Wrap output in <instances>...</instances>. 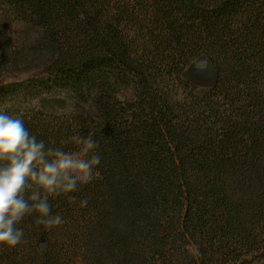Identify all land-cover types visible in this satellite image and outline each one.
<instances>
[{
    "label": "trees",
    "instance_id": "obj_1",
    "mask_svg": "<svg viewBox=\"0 0 264 264\" xmlns=\"http://www.w3.org/2000/svg\"><path fill=\"white\" fill-rule=\"evenodd\" d=\"M13 23L40 73L1 82L0 112L101 162L0 264H264V0H0V71L23 66ZM202 57L211 88L183 75Z\"/></svg>",
    "mask_w": 264,
    "mask_h": 264
},
{
    "label": "clouds",
    "instance_id": "obj_2",
    "mask_svg": "<svg viewBox=\"0 0 264 264\" xmlns=\"http://www.w3.org/2000/svg\"><path fill=\"white\" fill-rule=\"evenodd\" d=\"M62 143L75 145V150L46 147L22 118L0 112V245L20 244L24 232L17 225L33 213L38 214L37 225H61L64 221L52 215L49 198L74 192L98 175L101 157L91 135H74ZM87 203L82 200L80 206Z\"/></svg>",
    "mask_w": 264,
    "mask_h": 264
},
{
    "label": "rangeland",
    "instance_id": "obj_3",
    "mask_svg": "<svg viewBox=\"0 0 264 264\" xmlns=\"http://www.w3.org/2000/svg\"><path fill=\"white\" fill-rule=\"evenodd\" d=\"M2 31L6 32L16 43H20L24 47V56L21 68L7 71H0V83L23 80L27 77L40 73L38 64L41 63L39 53H30V47L34 45L38 38L36 31H31L26 26L20 23L10 25L3 24ZM204 60L205 66H198L197 62ZM184 77L192 81L196 85L204 88H211L215 84L216 75L214 68L208 58L202 57L192 63L184 72Z\"/></svg>",
    "mask_w": 264,
    "mask_h": 264
},
{
    "label": "water",
    "instance_id": "obj_4",
    "mask_svg": "<svg viewBox=\"0 0 264 264\" xmlns=\"http://www.w3.org/2000/svg\"><path fill=\"white\" fill-rule=\"evenodd\" d=\"M197 65L198 66H205L206 65V62L204 61V60H201V61H198L197 62ZM214 72H215V70H214ZM216 75V74H215ZM216 77V76H215Z\"/></svg>",
    "mask_w": 264,
    "mask_h": 264
}]
</instances>
